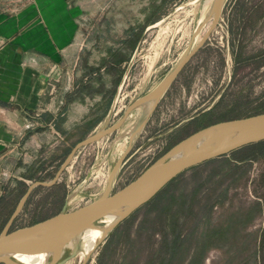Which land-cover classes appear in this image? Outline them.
<instances>
[{"label": "rangeland", "instance_id": "374dc122", "mask_svg": "<svg viewBox=\"0 0 264 264\" xmlns=\"http://www.w3.org/2000/svg\"><path fill=\"white\" fill-rule=\"evenodd\" d=\"M32 1L0 0V9L12 13ZM206 1L57 0L56 13L66 9L72 17L69 27L55 33L71 39L64 46L69 67H75L73 80L81 82L103 60L126 61L102 75L109 101L87 105L102 94L94 76L93 84L72 96L90 116L81 113L62 139L45 137L7 163L0 180V233L35 181H51L76 144L115 125L131 102L156 88L198 44L213 21V0L203 10ZM223 6L218 25L154 110L138 107L116 132L76 150L54 185L33 189L11 230L101 198L110 180L109 193L117 192L202 128L264 113V0H225ZM203 14L211 16L202 25ZM116 77L122 78L118 88ZM205 163L119 221L86 261L77 255L67 264H264V144Z\"/></svg>", "mask_w": 264, "mask_h": 264}, {"label": "crops", "instance_id": "0c3cea01", "mask_svg": "<svg viewBox=\"0 0 264 264\" xmlns=\"http://www.w3.org/2000/svg\"><path fill=\"white\" fill-rule=\"evenodd\" d=\"M56 2L33 0L12 13L0 9V180L7 163L18 161L26 146H40L45 137L62 139L66 130L81 121V113L90 112L88 108L80 110L82 105L72 96L80 87L93 84L94 76L100 77L96 89L102 94L98 99L90 98L87 105L99 107L111 99L108 93L103 95L102 75L110 67L118 70L120 64L103 60L94 71L85 72L81 82L73 80L75 67H69L68 47L64 46L71 39L55 33L69 27L72 17L61 8L59 11L64 12L58 15ZM59 7H63L61 2ZM62 78L66 80L64 85ZM115 80L114 87L118 88L122 78Z\"/></svg>", "mask_w": 264, "mask_h": 264}, {"label": "water", "instance_id": "95a60500", "mask_svg": "<svg viewBox=\"0 0 264 264\" xmlns=\"http://www.w3.org/2000/svg\"><path fill=\"white\" fill-rule=\"evenodd\" d=\"M224 2L225 0L213 1V21L211 26L198 44L184 54L183 58L180 59L177 65L165 76L164 80L156 88L143 95V97L131 102L123 116L115 122V125L88 136L87 139L76 144L68 157L60 165V170L51 181H35L28 188L15 208L14 213L5 224V228L0 233V264H17L12 258L21 250L33 247L34 245L58 244L73 240L83 231L97 226L98 222L105 216L119 214V220L106 231L107 234L119 224V221L129 216L134 210L156 196L163 187L173 181L175 177L188 171V169L202 165V163L218 157L229 155L231 152L241 149L246 145L264 141V113L215 123L193 133L173 147V150L183 147L186 149L184 154L171 157L170 155L173 152L171 150L148 166L131 183L119 189L117 192L109 193L112 185V180H110L107 191L101 198L80 206L76 210L62 211L61 213L48 217V219L36 222L31 226L11 230L14 220L18 217L33 189L36 186L47 187L54 185L61 173L71 162L76 150L116 132L129 114L144 103L154 100V106L156 105L160 97L176 79V76L183 70L186 63L198 52L199 48L203 46L214 28L218 25L224 8ZM205 136L207 138L201 145H196V141ZM130 146L131 144L121 159H124L129 153ZM69 260H71L70 255H66L63 258L54 256L48 264H65Z\"/></svg>", "mask_w": 264, "mask_h": 264}, {"label": "bare ground", "instance_id": "6f19581e", "mask_svg": "<svg viewBox=\"0 0 264 264\" xmlns=\"http://www.w3.org/2000/svg\"><path fill=\"white\" fill-rule=\"evenodd\" d=\"M210 2L211 0L206 1L205 9L203 10H207V7L210 5L208 3ZM211 14H213L212 10ZM211 14L209 15L211 16ZM209 15L203 14L202 18L200 19L202 25L209 18ZM202 25L199 26L197 32L195 33L196 41L198 40V34L202 28ZM154 104L155 101L152 100L144 103L142 106L147 109L148 113H150L154 108ZM206 138L207 137L205 136L201 137V139H198L196 141V145L200 146ZM185 150L186 149H184L183 147L176 148L175 150H173L170 156L173 157L184 154L186 152ZM119 217V214L105 216L102 220L98 222L97 226L90 227V229L83 231L82 233L78 234L73 240H68L58 244L34 245L33 247L21 250L20 252L16 253L12 260L17 264H48L52 257H63V255L67 253V255L71 256V259H74L78 255L77 259H79V262L82 263L90 257L93 250H95V247L97 246L98 242L104 238L106 231L112 225L117 223ZM67 263L68 262H66L65 264Z\"/></svg>", "mask_w": 264, "mask_h": 264}, {"label": "trees", "instance_id": "16d2710c", "mask_svg": "<svg viewBox=\"0 0 264 264\" xmlns=\"http://www.w3.org/2000/svg\"><path fill=\"white\" fill-rule=\"evenodd\" d=\"M152 23H155V21H151ZM141 33V32H140ZM140 40V37H139V35H136V38H135V41H134V47L136 46V44H137V42ZM117 56V55H116ZM113 58H115V57H113ZM115 61H116V63L117 64H121V63H123V62H125L126 60H124V58H120V59H116L115 58ZM261 144H264V141H260V142H258V143H256V144H250V145H246V146H244L243 148H241V149H238V150H235V151H233V152H231L230 154H234V153H236V152H238V151H241V150H244V148H248V147H253V146H258V145H261ZM229 154V155H230ZM217 159V158H216ZM216 159H213V160H210V161H207L206 163H210V162H213V161H216ZM205 163V164H206ZM199 167V166H198ZM196 168V167H195ZM194 169V168H193ZM175 180V179H174Z\"/></svg>", "mask_w": 264, "mask_h": 264}]
</instances>
